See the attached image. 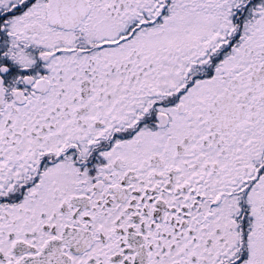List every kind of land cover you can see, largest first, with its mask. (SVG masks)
Here are the masks:
<instances>
[{"label": "snow or ice", "instance_id": "6c2138e0", "mask_svg": "<svg viewBox=\"0 0 264 264\" xmlns=\"http://www.w3.org/2000/svg\"><path fill=\"white\" fill-rule=\"evenodd\" d=\"M0 264H264V0H0Z\"/></svg>", "mask_w": 264, "mask_h": 264}]
</instances>
